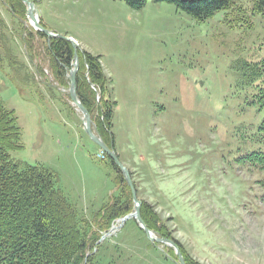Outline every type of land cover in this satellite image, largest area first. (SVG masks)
I'll return each mask as SVG.
<instances>
[{"label": "rangeland", "instance_id": "obj_1", "mask_svg": "<svg viewBox=\"0 0 264 264\" xmlns=\"http://www.w3.org/2000/svg\"><path fill=\"white\" fill-rule=\"evenodd\" d=\"M20 1L0 0V101L17 116L23 145L11 157L57 174L86 229L98 233L87 238L90 264H181L173 247L150 240L132 217L133 189L187 264H264V170L239 162L246 151H264L256 135L263 114L251 112L248 85L249 67L264 59V16L253 15L250 0L236 3L248 10L251 28L230 10L198 21L151 0L140 10L114 0H30L42 27L78 43L58 71L49 49L59 37L32 27ZM84 51L100 56L109 87L103 94L91 84L99 91L93 110L79 100L99 137L101 99L117 102L109 147L133 188L88 135L71 97L75 54L78 77ZM116 203L131 210L106 228L104 207Z\"/></svg>", "mask_w": 264, "mask_h": 264}, {"label": "trees", "instance_id": "obj_2", "mask_svg": "<svg viewBox=\"0 0 264 264\" xmlns=\"http://www.w3.org/2000/svg\"><path fill=\"white\" fill-rule=\"evenodd\" d=\"M14 1L18 5L21 4L20 0H12ZM114 1L140 10L147 6L150 0ZM151 1L173 4L178 10L198 21L212 18L221 10H230L238 16V19H244L247 27L251 28L255 25L251 15L247 14L248 10L239 2L236 3V0ZM250 2L253 15L264 16V0H250ZM49 51L54 67L58 71L63 69V64L69 63L74 47L66 39L54 38ZM99 58L100 56L85 51L80 54L78 94L90 110L95 107L97 94V91L91 88V84H98L103 94L109 87ZM1 59L0 54V66ZM86 64L87 76H85ZM249 77L248 85L253 88L249 106L251 112L257 111L263 114L256 135L259 141L264 142V59L249 67ZM99 106L105 109V114H102L105 115V120L98 118V129L102 139L111 146L110 128L117 102L110 96H103ZM19 139L18 118L0 101V264H90L91 258L90 256L86 258V249L94 245V242H88L87 238L93 237L98 240V233L92 236L86 229L90 225L89 222L80 218L78 208L58 186L56 173L43 165H28L22 168V163L12 160L11 150L17 147L23 148ZM243 154L239 159L240 163L264 170L263 150L254 149ZM104 209L107 219L104 223L106 228L116 218L127 215L131 210L129 203L106 205ZM141 215L151 229H156L162 237L172 238L171 232L160 222L159 215L154 212L150 204L143 203ZM188 264L194 263L188 262Z\"/></svg>", "mask_w": 264, "mask_h": 264}, {"label": "water", "instance_id": "obj_3", "mask_svg": "<svg viewBox=\"0 0 264 264\" xmlns=\"http://www.w3.org/2000/svg\"><path fill=\"white\" fill-rule=\"evenodd\" d=\"M24 1L27 5H28V15L30 16V19L32 20V22H35L36 27H39L42 31H44V33L47 34V36H51V37H59L62 39H66L69 42H71L73 44V46L77 49L78 43L69 36H65V35H55L53 34L51 31H49L48 29L44 28L41 26V24L39 23V20L37 19V16L34 13V3L31 2L30 0H22ZM75 68L71 70V75H70V81H71V87H70V93H71V97L73 99V102L80 108V110L82 111L83 115H84V127L86 132L88 133V135L92 138V140L94 142H96L105 152H107L116 162V164H118L121 169L123 170V172L126 174L127 179L130 183V185L133 188V184L130 178V173L129 170L122 164V162L120 161V159L118 158L117 154L112 150V148H110L106 142L99 137L94 129H93V121H92V117L88 111V109L82 104V102L79 100V96L77 93V71L79 68V56L78 53L75 54ZM134 191V199L136 201V211L135 213L132 214V216L134 218H136L138 220V222L140 223L141 227L144 229V231L146 232V234L148 235V238L150 240H152L153 242H160V243H165L170 245L171 247H173L176 252L177 255L179 257L180 263L181 264H187L183 254L179 248V246L177 245V243L170 239V238H166V237H158L154 234V232L152 230L149 229V227L146 225V223L144 222L142 216H141V202L138 200V198L135 195V189H133Z\"/></svg>", "mask_w": 264, "mask_h": 264}, {"label": "bare ground", "instance_id": "obj_4", "mask_svg": "<svg viewBox=\"0 0 264 264\" xmlns=\"http://www.w3.org/2000/svg\"><path fill=\"white\" fill-rule=\"evenodd\" d=\"M24 2V1H23ZM28 18H30V16L28 17ZM30 22L32 23V24H36L35 22H32V20H30ZM39 29V28H38ZM95 88V87H94ZM123 224H124V222H123ZM141 226V225H140Z\"/></svg>", "mask_w": 264, "mask_h": 264}]
</instances>
